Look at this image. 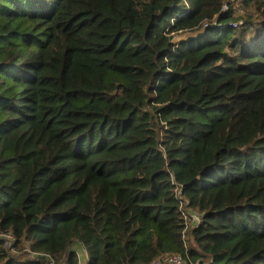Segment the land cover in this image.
<instances>
[{"label": "trees", "instance_id": "16d2710c", "mask_svg": "<svg viewBox=\"0 0 264 264\" xmlns=\"http://www.w3.org/2000/svg\"><path fill=\"white\" fill-rule=\"evenodd\" d=\"M169 255L264 264V0H0V264Z\"/></svg>", "mask_w": 264, "mask_h": 264}, {"label": "built area", "instance_id": "2783aa9c", "mask_svg": "<svg viewBox=\"0 0 264 264\" xmlns=\"http://www.w3.org/2000/svg\"><path fill=\"white\" fill-rule=\"evenodd\" d=\"M181 194H182V192H179L180 198H181ZM181 207H182L181 209L183 211L184 219H185V223H186V229L184 231V239L188 243V241L190 239V234L193 231L194 227L196 225H199L202 222V215L193 211L191 208H189L188 203L183 202ZM7 237L10 240H13V242L15 241L12 236L7 235ZM9 244H11V243H9ZM200 262L207 264L206 261L202 260V259L199 260L197 262V264H199ZM47 264H55V263L50 261ZM152 264H189V263L187 261H185L179 255H169V256H164V257L160 258L158 261H156Z\"/></svg>", "mask_w": 264, "mask_h": 264}, {"label": "rangeland", "instance_id": "374dc122", "mask_svg": "<svg viewBox=\"0 0 264 264\" xmlns=\"http://www.w3.org/2000/svg\"><path fill=\"white\" fill-rule=\"evenodd\" d=\"M231 1L233 2L234 0H231ZM200 33L201 32L186 34V35H183V36H180V37L176 38L175 41H183V40L184 41H188V39H190V38H196ZM78 251L82 255L83 250L78 249ZM81 263L84 264L85 263V259H82Z\"/></svg>", "mask_w": 264, "mask_h": 264}]
</instances>
